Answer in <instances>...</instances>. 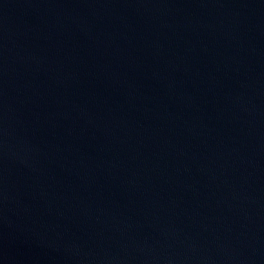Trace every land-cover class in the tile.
I'll return each mask as SVG.
<instances>
[{"label": "water", "instance_id": "obj_1", "mask_svg": "<svg viewBox=\"0 0 264 264\" xmlns=\"http://www.w3.org/2000/svg\"><path fill=\"white\" fill-rule=\"evenodd\" d=\"M0 264H264V0H0Z\"/></svg>", "mask_w": 264, "mask_h": 264}]
</instances>
